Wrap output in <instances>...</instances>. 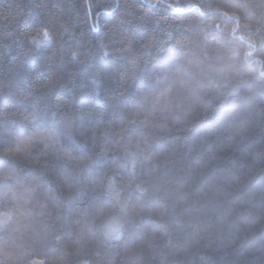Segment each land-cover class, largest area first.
<instances>
[{
    "label": "trees",
    "instance_id": "16d2710c",
    "mask_svg": "<svg viewBox=\"0 0 264 264\" xmlns=\"http://www.w3.org/2000/svg\"><path fill=\"white\" fill-rule=\"evenodd\" d=\"M0 264H264V0H0Z\"/></svg>",
    "mask_w": 264,
    "mask_h": 264
},
{
    "label": "snow or ice",
    "instance_id": "6c2138e0",
    "mask_svg": "<svg viewBox=\"0 0 264 264\" xmlns=\"http://www.w3.org/2000/svg\"><path fill=\"white\" fill-rule=\"evenodd\" d=\"M26 39L36 47H40L49 44L52 40V35L47 28H41L34 35L26 36ZM105 55H108V53H105ZM57 115L58 113L53 112L52 119L55 120L57 118ZM136 116H139V113H136L133 119H135ZM145 122L147 123V121ZM126 123L127 121H122V125H125ZM59 136L60 131L55 126L50 128L38 127L30 136L21 138L19 140L17 151H20L21 147H31L36 142H42L46 147H50L58 151L59 149L57 148V145L59 144ZM230 139H232V137H230ZM116 146L117 143L113 142L111 146L106 150L112 151L116 148ZM64 155L69 160H75L78 165L82 164L86 159V157L83 155H81L80 157H74L70 153H65ZM125 157L126 159L123 163L120 164V167H129L131 170H134L137 164V158L136 154L131 150V148L125 149ZM108 179L111 180V177H109Z\"/></svg>",
    "mask_w": 264,
    "mask_h": 264
}]
</instances>
